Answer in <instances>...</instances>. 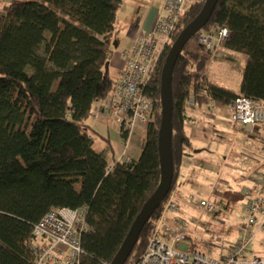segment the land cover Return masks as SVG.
I'll return each mask as SVG.
<instances>
[{
    "label": "trees",
    "instance_id": "trees-1",
    "mask_svg": "<svg viewBox=\"0 0 264 264\" xmlns=\"http://www.w3.org/2000/svg\"><path fill=\"white\" fill-rule=\"evenodd\" d=\"M205 1L196 0L181 15L147 83L154 109L140 157L129 162L113 157L110 163L93 148L86 121L114 89L108 59L122 0L0 4V264H32L28 247L33 226L51 209L66 207L87 209L90 229L80 237V264L113 263L138 212L160 183L159 93L166 55ZM213 10L173 68L171 189L191 148L184 129L188 107L202 108L213 100L217 108H227L239 97L264 104V0H219ZM224 26L231 35L221 49L246 57L237 92L208 81L206 66L215 50L197 43L201 33ZM162 206L141 231L126 264H136L145 252L150 223ZM190 247L201 248L193 239Z\"/></svg>",
    "mask_w": 264,
    "mask_h": 264
},
{
    "label": "built area",
    "instance_id": "built-area-1",
    "mask_svg": "<svg viewBox=\"0 0 264 264\" xmlns=\"http://www.w3.org/2000/svg\"><path fill=\"white\" fill-rule=\"evenodd\" d=\"M163 1L161 14L156 18L153 29L146 34L141 33L130 49L121 51L124 61L122 75L113 83V92L98 101L90 114L94 121L106 118L115 121L120 131L126 134L124 144L133 136L136 125L145 127L152 120L154 108L145 91L147 83L155 74L160 56L171 42L179 18L196 2ZM230 35L224 26L210 33H201L197 43L213 51L221 48L224 39ZM209 105V111L215 112L217 106L213 100ZM228 116L234 127H242L251 134L257 132L258 128L264 130V104L256 100L236 98L228 105ZM256 174L243 187L245 202L243 217L239 221V236L222 260L209 257L200 250H193L184 243L189 222L196 223V220L185 217L177 201L182 197V189L173 186L162 201L160 216L150 223L149 241L136 264H264V258L256 257L250 251L258 232L264 231V172ZM187 199L198 201V205L213 217H218L220 213H231L228 207L201 199L194 193H187ZM86 212V207L54 208L48 211L32 228L33 241L28 247L33 255L32 264H80L83 254L80 237L90 229L85 221ZM259 245L264 253V242Z\"/></svg>",
    "mask_w": 264,
    "mask_h": 264
},
{
    "label": "rangeland",
    "instance_id": "rangeland-1",
    "mask_svg": "<svg viewBox=\"0 0 264 264\" xmlns=\"http://www.w3.org/2000/svg\"><path fill=\"white\" fill-rule=\"evenodd\" d=\"M245 63V56L218 48L206 66L208 81L237 92ZM211 114L213 118L201 119L198 126L189 131L194 154L187 162L188 173L185 183L201 198L207 197L211 191L210 200H214L213 202L220 200L236 212L244 203V198L240 197L244 185L250 178H254L256 173L264 172V130L258 128L257 132L255 131L257 134L255 132L251 134L241 127H234L228 119V107L218 110L216 108ZM112 128L118 135L119 126L112 124ZM93 138L98 153L103 147L102 155L112 161L119 146H114L112 140L110 144L96 134ZM145 138L146 126L136 125L131 142L140 148ZM120 149L122 150L123 146ZM226 194L229 197L221 199V196ZM198 206L190 205L191 210H188L189 217L192 216L196 220V223L189 222L191 228L201 238L200 244L202 241L211 242L215 247L214 256L218 257L220 253L226 256L228 249L236 241L237 223L233 218L214 219ZM203 223L206 225L204 228L201 227ZM255 240L257 241V237ZM191 241L186 239L184 243L191 245ZM259 256L264 258V253Z\"/></svg>",
    "mask_w": 264,
    "mask_h": 264
},
{
    "label": "crops",
    "instance_id": "crops-1",
    "mask_svg": "<svg viewBox=\"0 0 264 264\" xmlns=\"http://www.w3.org/2000/svg\"><path fill=\"white\" fill-rule=\"evenodd\" d=\"M11 1H13V0H0V3L8 4ZM122 2L123 3L121 5V7L117 11V18H116V22L114 25L115 29H114L113 34L111 36V38H112L111 43H110L111 53H110V56L108 59V62H109L108 74L110 75V78L113 81V83L116 82L120 78V76L122 75V73H121L122 69L124 67V61H122L121 54H120L121 51L125 50V49H130V47L133 45V43L138 38V36L141 35V33L146 34L153 29V26H154L153 24H154L156 18L161 14L160 12L162 11V7H163V3H164L163 0H122ZM210 108H211L210 105L204 106L202 108H198V107L192 105V106L187 108L186 114H187L188 119L185 121L184 129L186 130V134L188 136L189 141L191 139L189 131H193L194 130L193 128L198 126L199 121L201 119L213 118V117H211L212 114L209 111ZM218 109L219 108H217V110ZM86 122H87L89 129L91 130V133H92L93 148L95 149V151L97 153H98V151L96 150L95 145H94L95 144V139L93 138L94 134L98 135V137L107 139L109 141V143L112 140V143H114V146H117V145L119 146L118 151H120L121 150L120 147L123 146V149L120 152L117 151V154H116L117 158H116V156H113L114 154H111L113 157H115L119 161L123 162V161H126L127 159H128V161H135L140 157L142 146L139 148L136 146L137 145L136 143H133V141L131 142L132 137L130 138L131 140L129 139V141L126 144H124V140L121 137V133L119 132V129L117 131L118 132V135H117L114 132V129L112 128V124H116L115 121H113L112 119L106 118V119H98V121H94L89 116V118ZM103 151H104V149L102 147L101 152L103 153ZM192 151H193V148H190L187 151L188 154L183 158L182 164H181L182 168H181V172H180V176H179L180 178L178 179V181L174 185V186H179L180 189H182V197L179 198L177 201L179 202L180 207L182 208L183 212H185L186 218H190L189 212H188V210H191L190 205H193L194 207L198 206V201L191 202L187 199V193H194V192L185 183V178H187V173H188L187 172L188 171V169H187L188 163L187 162H188V160H191V158L194 154V152H192ZM101 152L98 154L102 155ZM123 153H124V155L122 157L121 155ZM107 161H108V163L111 162L110 160H107ZM248 184H249V180H248V183L246 185H248ZM246 185H244V187ZM210 193H211V191L208 193L207 197H202V198L200 196L199 197L201 199L210 200L209 199ZM228 197H229V195L226 194L224 196H221V199H224V198L227 199ZM240 197L243 198V191H242V194ZM210 201H212V200H210ZM244 202H245V199H244ZM215 203L222 204L231 210V208L228 205H226V203H224L220 200L215 201ZM242 209H243V205L236 212H234V210H231L230 214L220 213V215L218 216L220 218L224 217V218H228V219H232V218L234 219L233 221L237 223L236 240L239 236V234H238V230L240 227L239 221L243 217V210ZM208 214L210 216H212L210 213H208ZM170 216L173 217L172 215H170ZM218 217H214V219L216 218L219 220L220 218H218ZM214 221H216V220H214ZM218 222H220V221H218ZM205 226L206 225L203 223V225L201 227L204 228ZM196 233L191 228V226H189V230L187 233V235L190 237L189 239L190 240H192V239L197 240L199 242V239H201V238L199 236H197ZM256 237H257V241L256 240H254L255 242L253 241V243H252L253 245L251 244L252 246H251L250 251H251L252 255L259 256L260 254H263L262 252H260L261 248H260L259 244L261 242H264V231L258 232ZM199 244H200V242H199ZM179 247H182V245ZM200 247H201L200 250L209 257L215 258L217 260L222 259L224 257V255L222 253H220V255L218 257L214 256L215 247L211 244V242L202 241V243L200 244ZM204 250H206V252Z\"/></svg>",
    "mask_w": 264,
    "mask_h": 264
},
{
    "label": "water",
    "instance_id": "water-1",
    "mask_svg": "<svg viewBox=\"0 0 264 264\" xmlns=\"http://www.w3.org/2000/svg\"><path fill=\"white\" fill-rule=\"evenodd\" d=\"M219 0H206L200 9V13L188 22V25L178 34L176 41L170 46L166 55L164 65L161 70L160 78V107L161 122L158 128V155L160 170V183L155 189V192L147 199L142 206L131 228L126 235V240L122 244L112 264H126L129 256L133 252V248L139 241V235L149 219L154 215V212L161 206L162 201L171 191L173 182V164H172V74L173 68L178 61V56L181 54L184 46L191 38L202 30L209 22L213 9Z\"/></svg>",
    "mask_w": 264,
    "mask_h": 264
},
{
    "label": "clouds",
    "instance_id": "clouds-1",
    "mask_svg": "<svg viewBox=\"0 0 264 264\" xmlns=\"http://www.w3.org/2000/svg\"><path fill=\"white\" fill-rule=\"evenodd\" d=\"M227 30L225 29V32H226Z\"/></svg>",
    "mask_w": 264,
    "mask_h": 264
}]
</instances>
